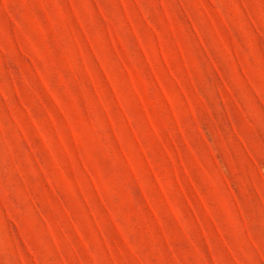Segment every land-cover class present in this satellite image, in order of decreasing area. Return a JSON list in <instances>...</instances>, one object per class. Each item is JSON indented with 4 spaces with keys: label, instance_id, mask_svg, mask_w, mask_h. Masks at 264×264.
Instances as JSON below:
<instances>
[{
    "label": "rangeland",
    "instance_id": "374dc122",
    "mask_svg": "<svg viewBox=\"0 0 264 264\" xmlns=\"http://www.w3.org/2000/svg\"><path fill=\"white\" fill-rule=\"evenodd\" d=\"M0 264H264V0H0Z\"/></svg>",
    "mask_w": 264,
    "mask_h": 264
}]
</instances>
